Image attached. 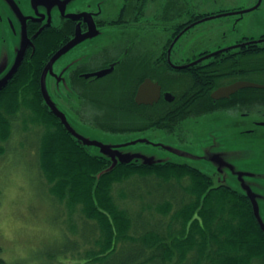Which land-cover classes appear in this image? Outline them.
Instances as JSON below:
<instances>
[{
	"label": "rangeland",
	"instance_id": "rangeland-1",
	"mask_svg": "<svg viewBox=\"0 0 264 264\" xmlns=\"http://www.w3.org/2000/svg\"><path fill=\"white\" fill-rule=\"evenodd\" d=\"M31 1L33 0H0V18H11L15 28L14 30L8 21H0V83L15 68L30 41L25 28L27 20L42 17L44 23L56 25L61 21L58 7L46 8L33 5ZM197 1L201 4L198 6L200 11L218 8L222 5L220 3L227 7L244 3L243 0H193L192 4L198 5ZM255 1L249 2L253 5ZM64 3L67 10L71 7L84 9L88 8L89 3L93 4L91 9L106 19L116 17L120 5L118 0H64ZM154 8L152 6V11ZM253 12L245 14L244 19H238L239 15L230 16L226 18L228 24L214 22L199 25L192 30L191 35L188 33L183 37L174 51L186 56L227 45L245 34L258 36L264 33V4ZM100 35L101 38L95 39ZM133 35L132 32L122 34L120 29L109 26L94 33L90 40L86 41L85 36L74 38L59 51L45 71L46 103L62 113L76 137L94 154L105 155L113 161L117 159L118 152L140 154L154 160L189 162L212 172L210 166L202 161L200 147L216 145V137L225 135L223 127L227 120L222 122L219 118L215 121L205 120L203 123L194 119L185 121L182 128L187 141L182 145L178 135L160 128L139 132H108L93 124V120L84 118L79 107L80 100L74 94L67 93L72 88L71 71L74 68L85 63L95 68V64H92L95 53L100 54L103 47L116 53ZM110 83L111 79L105 77L93 83V86L105 87ZM118 87L119 84L114 82L110 92L116 91ZM30 118V112L23 109L13 123L14 134L10 140L0 141V147L5 149L3 153L0 152V264H122L130 257L131 250L112 248L106 254L88 255L102 250L95 244L100 231L93 228L95 221L86 217L80 205L71 210L67 200H60L50 192L46 174L40 165L41 136L46 126L41 122H31ZM212 130L215 131L213 135ZM177 132L179 133V129ZM224 143L229 145V155H248L249 160L253 159L249 152L239 151L236 140L229 139ZM207 154L205 151L206 157ZM207 161L212 163L210 159ZM153 182L142 180L137 175L117 185V202L144 217L148 212H143L145 208L141 199L143 195H149ZM128 186H132L130 189L137 192L138 207L134 208L130 199L119 198V189H126ZM172 214L173 211L168 216L156 215V218L164 217L166 221H170ZM150 217L151 215L147 216ZM254 264L259 263L255 261Z\"/></svg>",
	"mask_w": 264,
	"mask_h": 264
},
{
	"label": "trees",
	"instance_id": "trees-1",
	"mask_svg": "<svg viewBox=\"0 0 264 264\" xmlns=\"http://www.w3.org/2000/svg\"><path fill=\"white\" fill-rule=\"evenodd\" d=\"M32 30L22 61L0 89V141L10 140L13 123L23 109L30 112L31 122L45 124L40 165L50 192L67 200L71 210L80 205L86 217L95 221L93 228L100 231L95 244L102 250L88 255L121 248L132 252L122 264H264V230L243 192L224 186L210 188L206 174L188 163L133 160L113 166L111 158L92 153L68 129L46 103L42 88L44 69L65 44L49 27ZM115 92L110 96L115 97L110 98V106L120 105L119 89ZM129 107L134 111L133 101ZM173 107L159 103L150 115L149 109L140 107L139 114L151 121L142 118L133 127L138 131L160 128L175 132L180 116L178 109L172 112ZM101 128L120 131L111 122ZM4 150L0 147V152ZM137 175L154 181L149 197L143 195L141 199L143 212H148L144 217L120 205L115 195L117 185ZM131 187L119 189V198L130 199L135 208L138 195ZM171 211L170 221L156 218Z\"/></svg>",
	"mask_w": 264,
	"mask_h": 264
},
{
	"label": "flooded vegetation",
	"instance_id": "flooded-vegetation-1",
	"mask_svg": "<svg viewBox=\"0 0 264 264\" xmlns=\"http://www.w3.org/2000/svg\"><path fill=\"white\" fill-rule=\"evenodd\" d=\"M118 1L120 5L116 17L106 19L91 9L93 4L90 3L88 8L71 7L67 10L64 0H33V5L58 7L61 21L56 25L44 23L42 17L29 18L26 22L27 33L31 37L34 34L32 28L41 31L49 27L62 39L63 45L80 36L87 37L86 41L90 40L94 33L109 26L120 29L122 34L134 33L116 53L105 47L100 49V54L95 53L92 56L95 68L85 63L71 71L72 92L67 93L74 94L80 100L83 117L93 120L92 123L99 127L111 122L120 130L117 132H139L133 124H138L142 118L145 122L151 121V118L139 114V108L149 109L150 115L154 106L166 103L174 106L172 112L178 109L180 116L179 133L178 129L167 132L178 135L182 145L187 141L182 128L185 121L194 119L203 123L219 118L222 122L227 120L223 127L225 135L216 137V145L200 147L202 161L210 166L212 172L194 166L209 178L206 184L210 188H233L243 192L252 203L244 187L249 186L257 194L264 220V87L239 86L246 81L264 85V33L258 36L245 34L227 45L186 56L176 51L183 37L188 33L191 35L195 27L214 22L228 24L226 18L235 15H239L238 19H244L245 14L260 9L264 0H256L253 5L250 0H243L244 3L236 7L220 3L222 5L218 8L202 11L198 10L200 2L197 1L198 5H195L192 4L193 0ZM152 6L155 7L153 11ZM0 21H8L14 28L11 18L5 20L1 17ZM110 68L112 70L103 76L95 74ZM105 77L111 79L110 85L93 86V83ZM146 79L161 85V97L157 102L136 101L139 86ZM114 82L119 84V106L109 105L110 98H115L110 97L116 93L110 92ZM167 92L173 97L167 98ZM132 101L135 104L134 111L129 107ZM147 130L150 129L144 131ZM214 132L211 131L212 135ZM229 139L236 140L239 151L249 152L253 159L249 160L248 155H229V145L224 143Z\"/></svg>",
	"mask_w": 264,
	"mask_h": 264
},
{
	"label": "water",
	"instance_id": "water-1",
	"mask_svg": "<svg viewBox=\"0 0 264 264\" xmlns=\"http://www.w3.org/2000/svg\"><path fill=\"white\" fill-rule=\"evenodd\" d=\"M25 28H26V25H25ZM26 32H27V28H26ZM28 44H29V42H28ZM69 44L70 43L66 44L65 46H67ZM25 50H26V48L24 49L23 54L20 57L17 65L15 66V68L0 83V89L8 82V80L11 78V76L13 75V73L16 71L18 65L22 61L23 55L25 53ZM59 51L49 61V63L47 64L46 68L44 69V72H43V75H42V88H43L44 97H46V93H47V91H46V89L44 87V74H45L46 69L48 68V66L52 62V60H54V58L56 57V55L59 53ZM111 70H112L111 68L110 69H105V70H101L99 72H96L95 74L98 75V76H103V75L109 73ZM239 86L240 87H244V86H249V87H264V85H261V84H258V83H254V82H249V81L243 82ZM235 88H237V87H235ZM232 91H234V90H232ZM152 94H154V96H152ZM165 96L168 98L169 96H172V94L169 93V92H167V93H165ZM214 96H215V93H214ZM160 97H161V85H159L157 82H153L151 79H146L139 86V89H138V92H137V95H136V101L138 103H154V102H157L160 99ZM50 107L52 108L51 105H50ZM52 109L61 117L62 121L65 123V125L68 127V129L75 135L74 131L66 123V120L64 119L62 113L60 111H58L56 108H52ZM133 160H142L144 163H149V164L156 163L158 161L162 162V160H154V159L148 158V157H146L144 155L132 154V153H123V152H118L117 159H115L114 161L112 160V161H113V166H114L118 162H126V163H128V162H131ZM244 187H245V189H246V191L248 193V196L250 197V199L252 201L253 208H254V212H255V216H256V218H257L260 226L264 230V220H263V218H262V216L260 214V206H259V202L257 200V194L255 192H253L252 189L249 186H244Z\"/></svg>",
	"mask_w": 264,
	"mask_h": 264
}]
</instances>
